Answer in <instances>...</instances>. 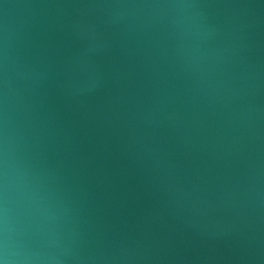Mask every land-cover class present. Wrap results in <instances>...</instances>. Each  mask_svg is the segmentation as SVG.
Masks as SVG:
<instances>
[{"label": "water", "instance_id": "95a60500", "mask_svg": "<svg viewBox=\"0 0 264 264\" xmlns=\"http://www.w3.org/2000/svg\"><path fill=\"white\" fill-rule=\"evenodd\" d=\"M0 57L56 264H264V0H0Z\"/></svg>", "mask_w": 264, "mask_h": 264}]
</instances>
